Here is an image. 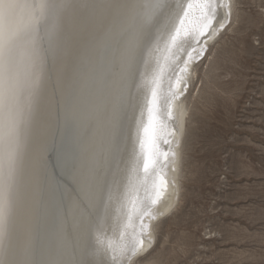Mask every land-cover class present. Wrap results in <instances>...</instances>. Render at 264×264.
<instances>
[{"label":"snow or ice","instance_id":"1","mask_svg":"<svg viewBox=\"0 0 264 264\" xmlns=\"http://www.w3.org/2000/svg\"><path fill=\"white\" fill-rule=\"evenodd\" d=\"M234 4L239 11L240 0H195L187 5L184 16L194 6L199 8L207 21L200 31L204 38L221 9L224 22L219 31L230 25ZM168 8L159 0H0V264H24L13 252L27 203L45 201L54 191L45 167H40L38 175L33 173L39 113L45 103L69 106L59 142L49 135L43 144L45 154L66 171L79 165L88 191L73 206L74 227L60 229L53 264H97L89 258L88 249L99 213L107 208L110 157L121 150L128 110L140 89L142 67L147 65L145 54ZM180 24H184L183 17ZM180 34L178 27L171 37L173 43ZM207 45L205 39L204 50L193 64L203 60ZM175 87H183L182 95H186L190 84L177 80ZM85 99L96 116V148L87 160L81 158L76 128L78 106ZM146 130L147 124L144 134ZM140 141L143 146L144 136ZM229 155L224 153L225 168L230 167ZM149 167L143 162L145 172ZM156 187L162 195L167 180L158 177ZM141 227H149L143 218Z\"/></svg>","mask_w":264,"mask_h":264},{"label":"rangeland","instance_id":"2","mask_svg":"<svg viewBox=\"0 0 264 264\" xmlns=\"http://www.w3.org/2000/svg\"><path fill=\"white\" fill-rule=\"evenodd\" d=\"M240 4L194 64L178 203L140 264H264V0Z\"/></svg>","mask_w":264,"mask_h":264},{"label":"bare ground","instance_id":"3","mask_svg":"<svg viewBox=\"0 0 264 264\" xmlns=\"http://www.w3.org/2000/svg\"><path fill=\"white\" fill-rule=\"evenodd\" d=\"M159 2L169 8L161 20V30L145 54L147 65L142 67L140 89L135 93L128 110L121 150L110 157V189L105 197L107 208L101 209L99 213L97 228L93 231L88 249L89 258L97 264L101 261L113 264V260L115 264H140L139 258L145 255L152 243L153 223L175 209L179 196L178 147L186 115L182 100L184 89H177L175 85L177 80L182 84H190L195 75L192 61L204 50V40L208 41V50L218 37L217 33L222 32L219 31V25L224 22L223 9L211 25L209 36L201 38L200 31L207 21L203 19L199 8L194 6L184 16L187 5L194 4L195 0ZM182 17L183 25L180 24ZM178 27L181 34L173 43L171 37ZM193 49L195 54H191ZM83 85L86 90L87 77ZM78 112L76 128L83 148L81 158L87 160L96 148V116L89 111L86 99L81 101ZM68 115L69 106L59 107L55 103L50 107L45 103L39 113L38 156L33 163V173L38 175L40 167H45L54 191L45 201L34 203L29 200L27 203L18 225V240L13 252L14 258L24 264H53L60 229L74 227L73 206L79 202L78 197L88 194L79 165L66 171L44 151L43 144L49 135H54L59 142ZM145 124L147 130L144 134ZM166 152L169 153L167 164ZM171 152L176 155L171 156ZM143 162L150 164L147 172L143 169ZM54 169L59 175L54 174ZM158 177L167 180V188L163 189L162 195L157 193ZM153 200H156L155 204ZM145 213L151 215L146 216ZM152 216L156 218L152 219ZM142 218L143 223L149 225L147 230L141 227ZM5 259H8L7 252Z\"/></svg>","mask_w":264,"mask_h":264}]
</instances>
